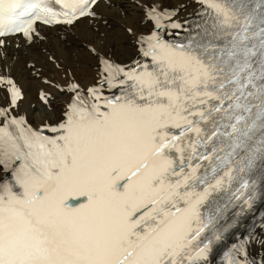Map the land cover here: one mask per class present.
<instances>
[{"label":"snow or ice","instance_id":"snow-or-ice-1","mask_svg":"<svg viewBox=\"0 0 264 264\" xmlns=\"http://www.w3.org/2000/svg\"><path fill=\"white\" fill-rule=\"evenodd\" d=\"M196 2L202 23L174 43L162 30L182 27L183 4L126 0L144 33L98 11L126 18L116 0H0V37L28 47L46 39L37 22L87 26L79 43L66 34L58 52L42 50L52 74L35 125L0 39V264H207L215 194L238 183L229 202L251 207L257 173L264 189V0ZM114 27L132 38L127 64L101 51ZM82 51L87 85L71 70ZM245 244L227 264H254Z\"/></svg>","mask_w":264,"mask_h":264},{"label":"bare ground","instance_id":"bare-ground-1","mask_svg":"<svg viewBox=\"0 0 264 264\" xmlns=\"http://www.w3.org/2000/svg\"><path fill=\"white\" fill-rule=\"evenodd\" d=\"M116 2L126 4L128 11V16L126 18L122 19L120 17L119 9H112L109 11L102 8L98 11L104 12V14L110 18V22H112V14L116 13V20H120L121 23H131L137 32L147 33L150 30V25L139 23L143 16L142 10L133 11L132 8L127 5L126 0H116ZM164 2L166 6L170 5L173 8L180 4L185 5V7L180 9L177 16L174 17L177 22L182 24V27L179 29H163L162 36L164 39L170 40L185 27L193 29L201 22L200 16L202 8L196 0H164ZM36 28L46 39L37 44H33L31 47L26 45L24 38L20 35L4 39L6 41V48L4 51L7 53L8 64L7 71L4 74L10 75L15 83L23 89L25 99L20 104L19 113L21 115H26L29 121L34 125L37 121L33 119V105L39 107L38 92L41 88L45 87L42 80L52 74L49 71V65L45 61L42 50L46 48L49 52H58L59 49L63 47L61 41L57 39L58 36L64 37L67 34V39L72 41L73 44H76L79 43L76 37L83 40L87 31V26L85 24H77L71 29V34H68L69 30L66 25H57L53 28L36 26ZM101 30L103 31L104 29ZM101 51L120 64L129 63L135 56L132 38L127 36L122 29L116 27L109 30V39L105 41ZM75 59L80 61L79 67H77ZM33 63L39 70L38 75H34L33 72L29 70V65ZM93 63L94 61L89 58L84 51L81 52L78 58L73 59L71 70L82 85H87L92 82ZM60 75H62V73ZM106 94H109L107 90ZM2 95L3 93L0 92V103H3ZM59 99L62 101L64 98L60 97ZM57 111H59L58 107ZM262 222V226L258 225L254 227L248 237L243 236V234L237 237V248L242 242H246V259L254 262V264H264V245L260 243V241L264 240V220ZM250 237L253 239H249ZM235 254L238 259H245L244 256L238 255L237 253Z\"/></svg>","mask_w":264,"mask_h":264}]
</instances>
